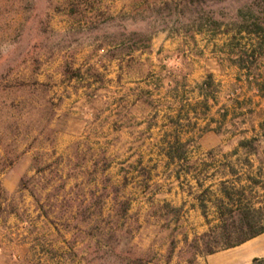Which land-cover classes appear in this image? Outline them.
I'll return each mask as SVG.
<instances>
[{
	"label": "rangeland",
	"instance_id": "1",
	"mask_svg": "<svg viewBox=\"0 0 264 264\" xmlns=\"http://www.w3.org/2000/svg\"><path fill=\"white\" fill-rule=\"evenodd\" d=\"M245 4L264 17V0H0V264H208L222 177L264 205ZM229 252L264 258V233Z\"/></svg>",
	"mask_w": 264,
	"mask_h": 264
},
{
	"label": "trees",
	"instance_id": "2",
	"mask_svg": "<svg viewBox=\"0 0 264 264\" xmlns=\"http://www.w3.org/2000/svg\"><path fill=\"white\" fill-rule=\"evenodd\" d=\"M260 13L257 6L245 4L242 9L238 10L237 22H234L237 26L236 33H246L257 39L264 37V17L260 16ZM258 49V54H262L261 44ZM247 51L245 48L240 52L242 55L239 56L238 65L241 68L246 67L243 57ZM251 52L255 54L256 49L252 47ZM241 148L246 149L244 151L247 155L258 153L256 149L250 150L245 146ZM241 148H237L233 152L234 155L238 154ZM208 169H214L216 174L238 175V171L231 162L201 164L200 171L206 172ZM258 188L259 184L255 180L251 181L250 185H242L239 179L231 180L222 177L219 188L212 192L218 223L210 227L209 231L204 234V238H207L204 243L205 252L213 254L220 250L230 249L264 233V205H258L257 200L261 197ZM206 190L211 191L210 188ZM204 215L207 217L205 210ZM250 264H264V258H254Z\"/></svg>",
	"mask_w": 264,
	"mask_h": 264
},
{
	"label": "crops",
	"instance_id": "3",
	"mask_svg": "<svg viewBox=\"0 0 264 264\" xmlns=\"http://www.w3.org/2000/svg\"><path fill=\"white\" fill-rule=\"evenodd\" d=\"M246 243V242H245ZM244 244V243H243ZM241 244V245H243ZM239 247V246H237ZM235 248V247H234ZM234 248H230V249H225L223 251L220 252H216L213 254H210L207 257V262L208 264H236L238 261H240L244 256H240L238 258H231V254H229V250L234 249Z\"/></svg>",
	"mask_w": 264,
	"mask_h": 264
}]
</instances>
